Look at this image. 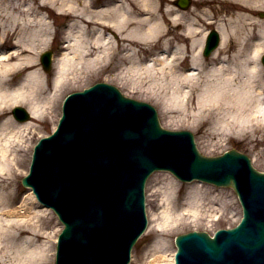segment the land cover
<instances>
[{"label": "bare ground", "instance_id": "6f19581e", "mask_svg": "<svg viewBox=\"0 0 264 264\" xmlns=\"http://www.w3.org/2000/svg\"><path fill=\"white\" fill-rule=\"evenodd\" d=\"M81 1L83 0H43V3L40 2L37 6L29 4L28 7L22 8L21 10L25 13L28 12L27 17H23L19 13L20 10H16V8L20 9L18 5L11 8L12 1L0 0L5 7L4 11L3 7L0 9V42L4 45L9 36L16 35L15 43L19 45L10 52L6 49L0 52V117H2L0 119V177L2 178L0 181L2 187L0 191V206H2L0 208V264H50L51 261L48 255L50 248L47 249V245L19 246L16 249L13 244L16 230L24 235L38 226L35 221L31 222L40 214L31 210L37 201L35 196L31 194L24 199L19 212L18 207L7 206L4 194L11 186L9 181L8 184L5 183L11 175L12 167L20 164L17 143L23 142L25 131L30 126L29 123L19 124L6 116L9 105L28 98L30 112L35 118H39L51 107L56 97V91L44 97L38 96L39 92H37L45 81L44 73L37 67V55L40 50L50 46L49 40L52 36L51 22L43 13L46 4L51 5L59 13L68 11L74 19L68 28V37L60 61L56 63L58 75L54 81L55 89L67 77L70 70L83 72L101 65L116 45L123 43L129 46L125 54L129 66L121 73L125 71L132 73L134 82L151 79L154 86L150 83L149 86H158L160 91H163L165 86L161 85L160 78L171 77L175 84V91L169 99L172 104L177 102L183 104L187 92H182V89L186 84L189 85L188 87L195 85L192 81L197 79L194 75L202 64L204 34L200 36L199 33L202 32L203 22H207L206 18L212 20L210 15L222 17L219 20L221 24L218 26L221 29L223 41L214 55L217 58H220V54H224L225 57L230 56L232 62L227 67L222 60L206 73L208 78L205 89L203 94L198 96L202 98L203 103L199 102V104L210 106L209 104L213 102L224 103L223 114L218 120L222 119L225 128H237V126L243 128V121L253 125L256 124L255 121H264V71L259 65V57L264 50V23H259L257 12L254 10L263 0H219L221 5L218 4V0H196L197 5L190 11L177 5L183 4L182 1L172 5L173 0H167L170 4L168 7L173 10L171 20L175 23L181 21L186 23L182 37L188 39L189 44L185 42V44H178L170 55L166 49L163 51L166 54L156 56L145 64L140 62L141 47L162 32L165 33L162 38L164 41L171 38L165 31L167 25L163 20V13L161 14L163 11L160 5L161 0H137L134 6L126 5V0H121L120 3H109L105 8L93 11L86 9ZM33 8L38 12L35 17L30 14ZM87 8H90V4ZM84 10L86 12L81 16L79 13ZM75 28L77 30L74 31ZM257 28H259L257 34L260 35V39L251 44V50H247L244 41L248 38V34ZM90 29L93 31L92 37L89 36ZM113 31H121V36L113 35ZM162 44L166 45L165 42ZM188 47L193 49L190 55L193 70L191 73L174 75V61L178 60L181 52L183 53L186 48L189 49ZM121 60V57H118V61ZM158 64L159 67H157ZM21 68L24 70L31 68V70L19 87H13L12 80H14L15 72ZM192 101L190 106L184 105L183 108L182 105L181 108L194 109L195 104ZM173 186L175 183L171 182L170 187L173 188ZM202 209L200 205H194L193 208L190 206L185 211L199 214ZM2 214L7 215L8 218H3ZM172 214L173 212H164L162 214L164 222H159V226L164 228L173 222L175 217ZM166 245L168 246L167 240H164L156 247L154 258L148 264H174L167 258Z\"/></svg>", "mask_w": 264, "mask_h": 264}, {"label": "water", "instance_id": "95a60500", "mask_svg": "<svg viewBox=\"0 0 264 264\" xmlns=\"http://www.w3.org/2000/svg\"><path fill=\"white\" fill-rule=\"evenodd\" d=\"M85 97L72 99L67 113L81 129L74 131V136L83 137L84 134H88L91 140L94 139V144L86 145L91 153L88 156L82 151L78 155L79 142L74 148L63 152L58 151L57 146H46L36 162L35 168L38 173L36 190L41 198L56 207L62 217L67 219L69 223L67 234L72 239L71 231H74L75 247H78L80 240H85L87 245L94 244L98 250L105 247L108 254L115 257L110 264H121L128 259L129 249L136 239L135 234L132 235L126 228L130 214L134 210L131 208L140 200L138 197L142 192L144 179L154 167L151 154L147 150L153 141L161 140V132L155 117L146 113L143 114L144 119L142 115V119H135L132 122L136 126V132L133 138L128 139L127 131L119 130L117 127V124L123 122L127 112L117 106H113V112H110L105 108L107 103L103 101L113 100L132 114H135L137 109L135 116L142 114L146 108L144 105L130 104L115 92H108L104 99L91 95ZM82 119L85 120L80 123ZM115 119L118 120L114 122ZM144 130L149 134H143ZM65 139L66 136L62 137L63 143ZM97 148L99 150L97 156H102L103 162L95 155ZM90 160L103 166L102 176L100 174L97 181L92 179L90 171L93 170V165ZM198 164L200 168H196V172L203 169L201 176L209 178L211 176L207 172L220 170L217 164L231 168L226 175L212 180L241 187L233 170L237 166L235 158L219 160L203 159L198 156L195 157L194 167ZM65 168L74 175L65 182H59V174ZM251 175L261 180L264 185V176L254 172ZM87 185H93L100 191L99 194L90 193L83 202L78 196L83 194V190H87ZM257 185L253 193V202L259 212L253 221L247 227L227 232L221 241L199 237L202 246L195 254L194 264H252L249 261L252 258L248 257H255L259 251L264 255V189L262 184ZM135 211L137 212V209ZM81 215L89 218L88 224L81 220ZM97 228L101 239L96 241L93 230ZM120 250L124 253L122 254ZM183 252L185 253L186 249L183 248ZM75 257L74 248L63 245L60 264H99L97 253L91 255L89 251H82L80 259ZM255 259L261 260L262 257Z\"/></svg>", "mask_w": 264, "mask_h": 264}, {"label": "rangeland", "instance_id": "374dc122", "mask_svg": "<svg viewBox=\"0 0 264 264\" xmlns=\"http://www.w3.org/2000/svg\"><path fill=\"white\" fill-rule=\"evenodd\" d=\"M136 1L137 0H127L126 5L131 4V6H134ZM164 1L167 2V0ZM17 2L19 3L21 8H26L27 4H33L34 6H37L40 2L43 3V0H14L10 7H17ZM81 2L83 3V5H85L86 9L90 11L92 10L90 8H87V0H83ZM0 4L1 9L3 7V4L1 2ZM4 9L5 7H3V11ZM17 9L18 8H16V10ZM43 9V13L46 15V17H48L51 25H53L52 31L53 33H55V27L56 29H58L55 24L60 23V21L62 20L61 16L69 12L63 11L59 13L57 10H54L51 5L47 4ZM85 12L86 10L80 12L79 14L83 16ZM19 13L21 14V16L27 17L28 12L25 13L20 9ZM30 14L32 17H35L38 12L36 11V9H32ZM166 23L169 24L168 21H166ZM113 35H117L120 37L121 31H115L113 32ZM182 39L185 40L187 44H189L188 39L184 37H182ZM161 42L162 41L160 40L147 42V44L141 47L142 50H140L141 52L139 54L144 57L145 51L147 50V47L149 45L150 48L156 46L159 47L161 45ZM168 42H171V40H169ZM7 43H13V40H11V36L8 37ZM154 43L158 44L156 46H153L152 44ZM246 44L247 46H249L247 42ZM188 48L189 49L186 48V51H183V53L181 52V57L179 58L180 61L185 60V63L189 62L190 58L189 55L185 54L193 51L192 48ZM159 66L160 65L158 64L157 67ZM173 70L174 75L180 73L175 67ZM54 75H57L56 70L49 73L47 78L45 77V82L41 87H39V89H37V92H39L38 96L44 97L45 95L52 94ZM141 75L144 74L141 73ZM133 76L134 75L130 72L125 71L120 73L119 70H116V72L104 74L101 69H98L97 67L91 68L90 70H85L83 72L70 70L67 77L58 86L56 97L53 104L51 103V107L45 111L42 117H33L30 120V126L25 131L23 142L19 144L17 143L16 146L17 149L20 150L18 156V159H21L20 164L19 166L12 167V174L9 175V179L5 184H8V181L12 185L16 182V185L14 184V187L17 186V188L19 189L23 188L20 184L21 176L18 179L17 172L22 174L27 169L33 144L40 137L48 134L52 130L54 124L56 123L57 115L60 112V103L62 96H64L71 90L80 89L84 86L94 83L95 81L103 79L118 84L119 86H121V89L129 96L153 103L157 107L160 113L162 124L165 127L169 129L186 128L193 131L199 144V148L203 153L207 155H218L227 149L235 147L240 151L251 154L255 159V167L260 170L264 169V128H261V133L254 132V136L246 137L245 133L249 131L250 133H253V131L256 129V127H254L253 125L251 126V123H245V121H243V128L237 125V128H225L224 124L222 123V119L221 121L218 120L219 117L223 114L222 108L224 106V103L220 104V102H213L209 104L210 106L199 104V102L203 103L202 98H199L198 96H201L203 94V90L205 89V83L207 82L208 78L206 71L201 73L199 77H195L197 79H193L192 81L193 83H195V85L192 86V89L189 92L191 98L190 102L194 99L192 102H194L195 104L193 105L194 109L192 110L191 108L189 110L183 109L184 105L190 106L189 104H187V101L185 99L183 104L179 102H177L176 104H172L169 101V99L173 95V91H175V84L173 83L171 77L166 76L160 78L161 85H165L163 88L164 90L160 91L161 89L158 86H149V83L153 85L151 83V79L143 82H134L132 80ZM187 90L188 88L185 87L182 89V92H188ZM182 105L183 108H181ZM0 179L2 180L1 177ZM173 181H175V179L167 173H157L150 181V184L148 186L147 198L150 206V213L153 218L152 227L135 247L133 253L134 259L132 264H148L149 260L154 258L156 247L164 240H167L168 246L166 245L165 251L166 254L170 257L172 251L175 249L173 241L176 234L183 233L195 228H202L209 232H212L219 226L233 225L236 221V218L240 215L239 204L236 201V198L233 195L232 191L226 190L225 192H221L219 190H215L212 192L210 190V192L206 194V192H203L204 189H201L202 192L195 194V189L193 190L191 187L183 186L182 190L185 191L186 194L184 198L179 199L177 198V192L180 188L177 191L176 189L174 191L173 188L175 187H170V183ZM175 182L177 183V181ZM179 185L180 183H177L178 187ZM7 190L8 192H6V194H9L10 188H8ZM23 191L24 193L28 192L27 190ZM194 205H200V207L203 208L202 210H200L199 214H193L191 212L184 213L186 208H188L189 206L193 208ZM1 207L2 206H0V208ZM34 210H36L37 212H43L31 221L32 223L35 221L38 226L35 227V230L30 229V232L29 234H27L25 239H21L18 241V245H15L16 249H18L17 247L19 246H32L31 244H38L40 246L46 245L47 243L50 244L54 232L60 228L61 224L58 222L53 213L49 212L48 210L45 211L44 209L39 208H34ZM166 211L173 212L172 215L175 218L173 222L162 228L161 226H159V222H164V216H162V214ZM28 236L33 241L27 239Z\"/></svg>", "mask_w": 264, "mask_h": 264}]
</instances>
